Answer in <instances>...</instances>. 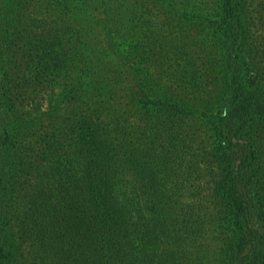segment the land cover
<instances>
[{"label":"trees","instance_id":"16d2710c","mask_svg":"<svg viewBox=\"0 0 264 264\" xmlns=\"http://www.w3.org/2000/svg\"><path fill=\"white\" fill-rule=\"evenodd\" d=\"M262 36L264 0H0V264H264Z\"/></svg>","mask_w":264,"mask_h":264},{"label":"rangeland","instance_id":"374dc122","mask_svg":"<svg viewBox=\"0 0 264 264\" xmlns=\"http://www.w3.org/2000/svg\"><path fill=\"white\" fill-rule=\"evenodd\" d=\"M199 3H201L203 5V7L209 8L213 5V0H198ZM263 40V36L259 39V41H261V46L263 45L264 48V40ZM263 50V49H262ZM264 53V50H263Z\"/></svg>","mask_w":264,"mask_h":264}]
</instances>
